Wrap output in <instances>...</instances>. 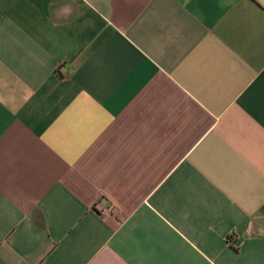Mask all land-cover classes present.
<instances>
[{
    "label": "crops",
    "instance_id": "obj_1",
    "mask_svg": "<svg viewBox=\"0 0 264 264\" xmlns=\"http://www.w3.org/2000/svg\"><path fill=\"white\" fill-rule=\"evenodd\" d=\"M0 264H264V0H0Z\"/></svg>",
    "mask_w": 264,
    "mask_h": 264
}]
</instances>
